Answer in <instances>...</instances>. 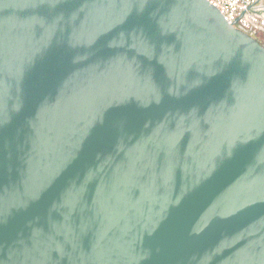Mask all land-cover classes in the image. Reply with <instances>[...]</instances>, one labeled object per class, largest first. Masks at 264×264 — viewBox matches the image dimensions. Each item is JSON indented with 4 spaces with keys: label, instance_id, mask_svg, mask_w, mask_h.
<instances>
[{
    "label": "water",
    "instance_id": "95a60500",
    "mask_svg": "<svg viewBox=\"0 0 264 264\" xmlns=\"http://www.w3.org/2000/svg\"><path fill=\"white\" fill-rule=\"evenodd\" d=\"M0 264H264V45L206 0H0Z\"/></svg>",
    "mask_w": 264,
    "mask_h": 264
},
{
    "label": "built area",
    "instance_id": "2783aa9c",
    "mask_svg": "<svg viewBox=\"0 0 264 264\" xmlns=\"http://www.w3.org/2000/svg\"><path fill=\"white\" fill-rule=\"evenodd\" d=\"M224 21L254 38L264 32V0H206Z\"/></svg>",
    "mask_w": 264,
    "mask_h": 264
},
{
    "label": "flooded vegetation",
    "instance_id": "af4514ba",
    "mask_svg": "<svg viewBox=\"0 0 264 264\" xmlns=\"http://www.w3.org/2000/svg\"><path fill=\"white\" fill-rule=\"evenodd\" d=\"M257 40H259V42L264 45V32H263V30L260 31V36L257 38Z\"/></svg>",
    "mask_w": 264,
    "mask_h": 264
}]
</instances>
